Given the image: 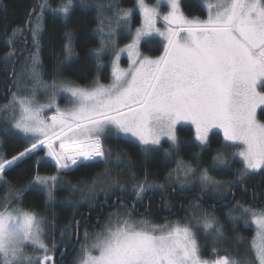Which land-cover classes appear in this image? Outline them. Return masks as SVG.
Segmentation results:
<instances>
[{"label":"snow or ice","instance_id":"6c2138e0","mask_svg":"<svg viewBox=\"0 0 264 264\" xmlns=\"http://www.w3.org/2000/svg\"><path fill=\"white\" fill-rule=\"evenodd\" d=\"M162 4L167 5L166 11L160 10ZM201 6L206 11L203 19L186 15L180 0H156L152 5L147 0H136L135 9L110 5L118 27L132 32L130 22L136 10L142 14L143 24L135 29L130 44L109 49L111 82L106 85L98 79L89 87L55 79L47 84L41 78L38 36L43 13L51 10L67 17L74 7L73 0H61L56 9L48 0H41L32 9L38 15L28 17L27 24L32 27L17 26L11 30L7 36L9 47L30 30L36 51L29 53L31 63L25 66V73L33 82L31 95H18L19 79H13L16 91L11 92L6 104L0 105V113L7 114L2 117L3 122L9 125L0 131L22 134L28 145L10 158L0 152V183L8 186L11 196L0 202V264H58L56 241L45 240V225L56 219L55 214L45 217L18 203L28 186H43L49 203L55 200L58 183L82 196L103 193L104 206L109 196L121 201L129 198L119 178L108 182L112 151L105 146L106 139L134 138L147 153L167 138L170 148L164 150V156L175 157L176 163L166 177L173 191L175 185L184 188L198 180L202 195L226 197L232 187L250 175L264 174V121L257 116L258 110L264 115V0H201ZM97 7L103 9V5ZM158 21L162 22L160 27ZM155 37L163 39L162 54H141L142 39L149 38L146 42H151ZM114 43L112 31L107 40L102 37L101 48L92 50L98 62L108 45ZM121 53H127L130 59L126 69L119 65ZM15 55L11 48L3 57L4 62ZM72 55L73 50L67 46L66 58L71 59ZM102 66L97 64L98 69ZM12 73L17 75L14 68ZM39 87L66 93L71 107L60 108L55 92L47 103H37L35 92ZM47 111L52 114L46 115ZM182 122L195 126V139L201 150L209 146L212 129L223 131L224 143L216 149L211 166L224 173L234 171L235 181L217 179L207 167L199 163L194 167L179 157L176 126ZM42 150L55 162L56 174H37L23 188L11 186L6 173ZM97 160L104 164L105 172L87 183V192L63 180L73 170L89 167ZM116 160L120 161L119 154ZM234 163L241 166L233 170ZM155 189L164 190L165 184L150 181L147 173L142 179L133 178L132 210L136 203L143 202L146 192ZM119 207L126 210L110 213L103 231L93 236L85 229L82 243L79 221L73 220L59 229L61 241L67 240L62 246L71 247L73 238L80 244L74 264H264V207L245 206L237 201L227 214L234 225L242 219L245 224L255 225L250 244L253 260H237L218 250L225 231L215 209L210 212L193 203L189 206L192 214L184 220L155 224L145 217L134 218L122 203ZM237 210L239 215L234 214ZM71 228L77 231L72 233ZM48 231L57 229L52 226ZM200 233L213 240L212 258L201 254L208 249L199 243ZM27 247L39 255L28 254Z\"/></svg>","mask_w":264,"mask_h":264},{"label":"trees","instance_id":"16d2710c","mask_svg":"<svg viewBox=\"0 0 264 264\" xmlns=\"http://www.w3.org/2000/svg\"><path fill=\"white\" fill-rule=\"evenodd\" d=\"M80 1H76L77 4L74 5L67 17L51 10H46L43 13V31L38 36V58L41 72L45 79L54 80L56 77H60L66 80H72L75 84L82 86H88L96 79L108 82L111 73L110 66L107 64L108 66L104 68L105 71L103 72H101L100 68H97L98 63H102L103 61L107 63V58L104 57L98 62L92 51L99 49L101 46V41L97 34V28L99 26L98 12L93 7L79 3ZM40 2L41 0H0V105L6 104L11 96V92L16 91V85L12 83V80L17 79L21 66H25L26 61H30L29 53L36 51L30 30H26L22 37L18 36L11 47L7 43V36L10 35L14 27L22 26L26 29L32 27V25L27 24V20L30 14L33 17L38 15V13H33L32 9ZM135 2L136 0H121L123 7L134 6ZM60 3L61 0H51V8L56 9ZM182 6L186 15L189 16L197 13L204 14L206 12L199 0H182ZM67 46H70L73 50L71 59H67L65 56V48ZM11 48L15 49L16 55L9 62L5 63L3 57ZM145 49L148 51L146 44ZM13 68L17 75H13ZM2 114L0 113V128L9 127L8 124L3 122ZM179 134L182 138L179 157L181 156L180 158L191 161L194 166L199 163L211 169L212 157L215 155L216 149L220 148L224 143L223 136L219 133L212 134L209 147L207 146L201 150L199 143L196 142L194 144L192 141V138L195 137L194 128L188 126L181 127ZM106 141L112 151L109 173L119 179L121 175L126 177L130 176V180L126 179V181L129 180L127 184L130 183V187L125 184V190L129 192V198L132 201L130 189L133 178L137 180L142 179L145 173H147L149 177L162 181L166 174L175 166V157L166 158L164 156V150L166 148H154L145 153L144 148L131 139L110 138L106 139ZM26 146L28 145L25 144L22 134H12L11 131L6 134L0 131V152H3L7 157L10 158L17 154ZM117 154L120 155L119 162L116 160ZM232 166L235 170L241 165L234 163ZM104 172V164L97 161L89 167H82L70 172L63 177V180L70 181L78 189L83 188L87 192V183L93 177ZM37 174L41 176L56 174L55 163L46 156L43 150L37 155L32 156V158L26 159L13 171L6 173L10 185L16 188L28 186L29 181ZM214 174L216 176L220 175V179L222 177L224 180H236L234 171L227 173L215 171ZM99 186L97 185V188ZM7 187L0 183V202L6 196H9ZM176 189L178 188L176 187ZM172 191V189L166 188L164 190H150L145 193V198L147 197L146 199H148L154 194L156 208L160 206L161 210L166 213L165 211H169L170 208L178 205L179 199L185 201L184 194H182L183 199L181 195H178V197L175 194L173 195ZM177 191L182 193L179 190ZM198 191L196 195L199 198L191 199V201L186 203L184 208V204L180 207L183 215L179 220H184L186 217H189L193 212V209L189 206L201 199L204 200V203L200 204L203 209L210 212L215 209V215L224 225L225 236L230 240L232 249L236 246L235 243L238 242L236 237L248 240L253 235L252 229L246 228L244 223L238 224L236 222L234 225L230 220L228 221L225 211L230 206L234 208L237 201L245 202L248 205L256 207L258 206L254 204H262L259 206L264 207V174L255 173L252 177L246 178L243 183H238L237 186L232 187L226 196V198L228 197L227 199L224 197L210 199L211 196L208 198L206 195H202L199 189ZM55 196L57 202H47L44 189L36 184H32L23 192L22 198L18 203L24 209L34 210L45 217H50L52 214H55L56 219L51 221L47 227L54 226L58 230L57 232L55 231L56 233L48 232V236L49 238L53 237L57 241V246H62L67 240L64 242L61 241L59 229L65 228L73 220L81 221L87 218L89 213L95 210L100 197L99 195L93 197L90 193L82 196L79 191L73 193L63 185L57 189ZM113 197L116 198V196H111V201L114 199ZM9 198L11 199V196ZM217 199L219 202H217ZM231 201L233 202L228 206L227 203ZM128 204L129 207L127 210L132 211V203L128 202ZM119 210L125 211L126 209H114L111 213L118 212ZM132 215L134 218H137L136 214L132 213ZM155 217L158 223L164 221L157 215ZM236 225H238V228ZM74 230L75 228L69 229L72 233ZM207 238L209 239L210 237H206V241L203 244L212 246L211 241ZM220 245L218 244V246ZM204 248L208 249V246L204 245ZM202 253L205 257L211 256L208 250H202ZM234 253L238 255V253Z\"/></svg>","mask_w":264,"mask_h":264},{"label":"rangeland","instance_id":"374dc122","mask_svg":"<svg viewBox=\"0 0 264 264\" xmlns=\"http://www.w3.org/2000/svg\"><path fill=\"white\" fill-rule=\"evenodd\" d=\"M76 1L77 0H73V3H74V5L75 4H77L76 3ZM199 1H201V0H199ZM50 2H51V0H48V3L50 4ZM155 2H156V0H147V3H149L150 5H152V4H155ZM79 3H81V1L79 2ZM180 3H181V7H182V9H183V6H182V0H180ZM61 4V3H60ZM60 4L57 6V8L60 6ZM81 4H84V5H86V6H89V7H93L94 9H96V11L98 12V18H99V26H98V28H97V34L99 35V37H100V41H101V46H102V37H103V39H105V40H107V34H108V32H110V31H112L113 33H114V41H115V43H114V45H108V47L105 49V52H104V54H103V56H102V58L104 57V56H106V58H108L107 59V64L110 66V68H111V65H110V61L112 60V56L109 54V49L110 48H112V47H117V48H124L127 44H130L131 42H132V40H131V37H132V35L134 34V31H135V29L136 28H139V27H141V25L143 24V17H142V14H140L139 13V11L138 10H136V11H134V13H133V15H132V17H131V22H130V27H131V29H132V32H129L125 27H123V26H117L116 24H115V21H114V19H112L113 17H114V14H115V12H114V8H111L110 7V5H115V6H117V7H119V8H133V9H135V6H136V2H135V5L134 6H128V7H123L122 6V4H121V0H83V3H81ZM97 5H103V9L102 10H100V9H98V7H97ZM162 12L163 11H166L167 10V5L166 4H162V6H161V9H160ZM50 11V10H49ZM183 11H184V9H183ZM57 14H60V15H63V14H61V13H59V12H56ZM186 14V13H185ZM192 16H196V17H199V18H201V19H203V18H206V12L204 13V14H199V13H197V14H194V15H192ZM110 19L112 20V22L111 23H109V21H110ZM161 23L162 22H160V21H158V23H157V27H160L161 26ZM100 29H103V31H101ZM43 31V16H42V19H41V31H40V33H39V35L41 34V32ZM155 38H158V39H160L161 41H162V45H163V39L161 38V37H155ZM147 39H149V38H144V39H142V41H141V43H140V45L142 44V42H144L145 40H147ZM140 45H139V51H140V53L141 54H143L142 52H141V49H140ZM164 46V45H163ZM101 48V47H100ZM163 52V51H162ZM162 52L159 54V55H161L162 54ZM144 55V54H143ZM159 55H157V56H159ZM150 57H156V56H150ZM101 58V59H102ZM31 62L28 60V61H26V64H25V66L26 65H28V64H30ZM129 64H130V59H129V57H128V55H127V53H121V56H120V61H119V65H120V67L122 68V69H126V68H128L129 67ZM25 66H21V68H20V70H19V73H18V79H19V88H20V91L18 92V95H31V89L33 88V82H32V80L26 75V73H25ZM39 71H40V73H41V78H42V80L45 82V83H47V84H51L52 83V81L53 80H48V79H45L44 78V75L42 74V72H41V69L39 68ZM57 82H60V81H68V82H72V80H66V79H62V78H60V77H56V79H55ZM97 80V79H96ZM99 80V79H98ZM99 82L100 83H102V84H109L110 82H111V73H110V79H109V81L108 82H103V81H100L99 80ZM73 84H75L74 82H72ZM93 83V82H92ZM91 83V84H92ZM91 84L90 85H88V86H82V85H78V84H75V85H78V86H82V87H89V86H91ZM53 92H55V94H56V103H57V105L60 107V108H62V109H64V108H67V107H71V105H70V103H69V100H68V96H67V94L66 93H64V92H62V91H59L58 89H51V88H48V89H45V88H43V87H39V88H37L36 89V92H35V100H36V102L37 103H40V104H44V103H47L48 101H49V98H50V96L53 94ZM52 114V112L51 111H47L46 112V115H51ZM5 115H7L6 113H3L2 114V116L1 117H3V116H5ZM257 116H258V119H260V120H262V121H264V115L263 116H261V113H260V111L258 110V112H257ZM188 122H186L185 124H187ZM188 124H190V123H188ZM180 126V124H178L177 126H176V135H177V138H178V141L180 140L179 139V136H178V127ZM194 129H195V126L193 127ZM214 133H219V134H221L222 136H223V131L221 130V129H216V128H214V129H212L211 130V132L209 133V143H210V138H211V136H212V134H214ZM121 138H126V137H121ZM126 139H131V140H134V141H136L134 138H126ZM164 141H168L167 140V138H165V140ZM138 144H139V142L138 141H136ZM169 142V141H168ZM162 143L163 142H161V146H163V147H161V146H159L158 148H166V149H169L170 148V144H167V145H162ZM179 143H180V141H179ZM141 145V144H140ZM105 146L106 147H108V148H110L111 149V147L109 146V145H107V141L105 140ZM143 148L145 147V146H143V145H141ZM181 157V156H180ZM49 158V157H48ZM49 159H51V158H49ZM183 160H185L184 158H182ZM53 161V160H52ZM185 161H188V162H190V163H192L191 161H189V160H185ZM54 162V161H53ZM55 163V162H54ZM193 164V163H192ZM193 166H194V164H193ZM176 167V163H175V166H174V168ZM195 167V166H194ZM232 168H233V166H232ZM233 170H234V168H233ZM215 171H218V170H214L213 168H211V169H209V174L210 175H212V176H214V177H216L217 179H220V175H218V176H216L215 174H214V172ZM220 173H222L221 171H219ZM257 173H260V172H257ZM167 175H168V173L166 174V176L164 177V180H162V181H158V180H155V179H153V178H151V177H149V180L150 181H155V182H157V183H163V184H165V188L166 189H172V188H170L169 187V184L168 183H166V177H167ZM253 175V174H252ZM252 175H250L249 177H252ZM114 176L111 174V173H109V171H108V182L111 180V178H113ZM249 177H247V178H249ZM126 179H129L130 180V176H128V177H126V176H123V175H121V177H120V181L124 184V186H126L125 184H127V182L129 181H126ZM224 180V178H222L221 177V180ZM61 185L62 184H60V183H58V186H57V189L59 188V187H61ZM129 187H130V183L129 184H127ZM37 186H39V187H41V188H43V186H40V185H37ZM180 188V186L179 185H175V188ZM57 189H56V191H57ZM184 189H199L200 190V188H199V182H198V180L197 181H195L193 184H191V185H187V186H185L184 187ZM56 191H55V195H56ZM150 191V190H149ZM205 196V195H204ZM208 198H209V196H211V198H213V199H216V198H218V196H214L213 194H211V193H209V194H207L206 195ZM56 197V196H55ZM210 198V199H211ZM223 198V197H222ZM225 199H227L226 197H224ZM218 200V199H217ZM221 200V199H220ZM117 201V200H116ZM219 201V200H218ZM217 201V202H218ZM54 202H57L56 201V198H55V200L54 201H52L51 203H54ZM194 203H197V204H199L200 205V203L199 202H194ZM240 203H242V204H244L245 206H249L247 203H245V202H240ZM193 204V203H192ZM235 206V205H234ZM251 206H253V205H251ZM233 206H230V208H232ZM254 207H256V206H254ZM258 207H261V206H258ZM230 208H228L226 211H225V214H226V218H227V220L229 221V219H228V212L230 211ZM233 209V208H232ZM118 212H120V213H123L124 211L123 210H119ZM192 214V213H191ZM190 214V215H191ZM234 214H236V215H239V210H237ZM177 221V220H176ZM153 223H155V224H164V223H166V222H169V221H163V222H160V223H158L156 220H154V221H152ZM171 222H175V221H171ZM231 223H233L232 221H231ZM237 223L239 224V223H244V220L242 219V220H239V221H237ZM244 225H245V227L246 228H249V229H252V233H253V235H251L250 236V238L248 239V240H244V239H240V241H238V242H236L235 243V247L232 249L231 248V242H229L230 240L225 236V239L223 240V241H220L218 244L220 245V243H221V245L220 246H218V244H217V247H218V250H220L221 251V254H227V255H229L230 257H235L237 260H243V259H248V260H253V257H254V249H251L250 248V244H251V241H252V239H253V237L255 236V225H253V224H251V223H249V224H245L244 223ZM237 226V228H238V225H236ZM48 228L49 227H47V225H45V240H46V242H50V241H52V240H54V238L53 237H50L49 238V236H48ZM57 230H58V228H56ZM100 231H103V230H100ZM99 231V232H100ZM206 237L202 234V233H200V234H198V240H199V243L201 244V245H205V246H208V253H210V249H211V247L212 246H209V244H203V242L204 241H206V239H205ZM208 239V238H207ZM208 240H210L211 241V245H213V240H212V238L210 237ZM56 241V240H55ZM57 242V241H56ZM58 247V246H57ZM233 250H236V251H234V252H236V253H238V255L237 254H235L234 252H233ZM25 251L28 253V254H30V255H32V254H36V255H39V253H34L33 252V249L31 248V247H27L26 249H25ZM202 255H203V253H201ZM204 256V255H203ZM206 258H212L211 256H209V257H206Z\"/></svg>","mask_w":264,"mask_h":264},{"label":"flooded vegetation","instance_id":"af4514ba","mask_svg":"<svg viewBox=\"0 0 264 264\" xmlns=\"http://www.w3.org/2000/svg\"><path fill=\"white\" fill-rule=\"evenodd\" d=\"M199 2L201 3V1H199ZM147 40H145L144 42H142V44L140 45L141 52L144 55H146V56H157V55H159L163 51V45H162V41L160 39L154 38V39H151V42H146ZM145 44H146V46L148 48V51H146V49H145ZM100 47H99V49H100ZM104 57H106V56H104ZM102 65L103 66L100 67L101 72L105 71L104 68H106L108 66L105 61L102 62ZM185 123L186 122L180 123V126L178 127V136H179V139H180L179 140L180 141V144L182 143L181 142L182 138H181V135L179 134V129L181 127H184V126H188V127H192V128L194 127V125H192L191 123L190 124H188V123L185 124ZM164 140H165V138H163L162 141H161V142H163L162 145L170 144V142L164 141ZM192 141H193L194 144L196 142H198L195 139V137L192 138ZM97 161H99V160H97ZM110 165H111V161H110L109 166ZM177 190L181 191L182 193H179ZM172 192H173V195L175 194L177 197H178V195L179 196L180 195L182 196V194H184L185 201L184 200L181 201L179 199L177 206H175L173 208H170L169 211H165L166 213H164V211L161 210V207L160 206H157V208H156V205H155L156 202L154 201V197H153L154 194H153V196H150L148 199H146L147 197L144 198V200H143L142 203L136 204L137 205L136 206V209L135 210H132V213H134V214L137 215L136 216L137 217L136 219H139L140 217H145V218H147V219H149L151 221H154V220H156V217L155 216L157 215L159 218H162V220H164V221H169L170 222V221L179 220L182 217V215H183V213L180 210V207L183 206L182 204H184V206H183V208H184L186 206V203L189 202V201H191V199L196 198V197L199 198V196L196 195L199 191L197 189H180V188L176 189L175 188V191H172ZM99 197L100 198H99V201H98V203L96 205L95 210H93V212L89 213V215H88L87 218H84L81 221H79L80 222L79 233L81 235V243L83 242L82 241V236H83V232H84L85 229H87L88 232L91 235L94 236L100 230H103L104 225L107 222V218H108L109 214L112 212V210L120 208L119 205L121 203L124 204V205H126L127 206V209L129 207L128 206L129 205L128 202H131L133 204V201L130 198H127V199H124L123 201H121V200H118L117 198H114L113 197L114 199H112V201H111V196H109L108 197V200H107V202H108L107 204L108 205L107 206H104V204L102 203V201L104 200L103 193H100L99 194ZM182 198H183V196H182ZM116 200L118 201L117 204L115 206H112L113 203ZM197 202H199L201 204V203H204V200H201L200 199ZM254 205L259 206V205H262V204H257L256 203ZM121 209H124V208H121ZM76 231L77 230L75 229L73 231V233H75ZM76 243H77V241L74 238L72 240V242H71V245H72L71 247H64V246H58L57 247V256H56V259L58 261V264H74V261L78 257L79 247H80V244L78 243V247L75 248ZM63 250H67V256L65 257V259H61L60 258V253Z\"/></svg>","mask_w":264,"mask_h":264},{"label":"water","instance_id":"95a60500","mask_svg":"<svg viewBox=\"0 0 264 264\" xmlns=\"http://www.w3.org/2000/svg\"><path fill=\"white\" fill-rule=\"evenodd\" d=\"M117 202H118V201H115V202L113 203L112 206H115V205L117 204ZM232 202H233V201L227 203V205L230 206ZM107 203H108V202H107ZM107 205H108V204H107ZM77 247H78V243H76V245H75V248H77ZM62 252H67V250H63ZM66 256H67V254L64 255V256H61V255H60V258H61V259H65Z\"/></svg>","mask_w":264,"mask_h":264}]
</instances>
